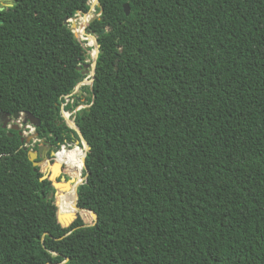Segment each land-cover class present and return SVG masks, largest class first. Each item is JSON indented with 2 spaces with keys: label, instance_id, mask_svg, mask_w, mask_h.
<instances>
[{
  "label": "trees",
  "instance_id": "obj_1",
  "mask_svg": "<svg viewBox=\"0 0 264 264\" xmlns=\"http://www.w3.org/2000/svg\"><path fill=\"white\" fill-rule=\"evenodd\" d=\"M99 1L75 114L90 145L78 204L98 221L74 230L79 169L51 189L3 123L22 112L39 138L80 140L62 104L91 48L67 20L90 0L0 11V264H264V0Z\"/></svg>",
  "mask_w": 264,
  "mask_h": 264
},
{
  "label": "water",
  "instance_id": "obj_2",
  "mask_svg": "<svg viewBox=\"0 0 264 264\" xmlns=\"http://www.w3.org/2000/svg\"><path fill=\"white\" fill-rule=\"evenodd\" d=\"M15 0H7V2L5 0H0V11L1 10H4L6 8H9L11 6H13L15 4ZM90 3V2H89ZM91 8H92V4H90ZM97 6L99 8L102 7V4L100 2H97ZM123 9H124V12L129 15L130 14V5L128 2L124 3L123 5ZM91 10V9H90ZM86 14V13H85ZM98 16H91V18L87 21V22H92L93 20H95ZM69 22V20H67ZM87 22L83 25L84 27V30H83V33H85L89 38H94L95 39V49L97 50V53L93 56V62L92 63H88L86 62L84 65L80 66L78 69H82V74H81V77H79L77 79L78 81V84L76 86V90L79 88L80 86V83H81V78L84 77L86 74H90L91 76V84H93V81H94V78H95V73H96V65H97V58H98V55H99V52H100V45L98 43V39L95 35H92L90 33H87L85 32L86 31V27H87ZM105 30H102L101 33H104ZM79 91H82V90H79ZM24 113L22 112H16L13 116H11L9 113H7V118L4 120V123H3V127H7L9 122L11 121V117H13V119L15 121H18L19 118L23 115ZM29 119H30V122L34 125H37L38 124V119L33 117L32 115L29 114ZM75 124H76V128L75 130L77 131L78 135L83 138V140L85 141L86 145H87V152H86V155H85V172L86 174L84 175V177L81 179V181L77 184L76 186V192H77V204L79 202V193H78V187L83 184L84 180L87 179L88 177V174H89V171H88V167L86 165V157H87V153H88V150L90 149V145L88 143V141L85 139L80 127L77 125V122L74 121ZM9 128H13L15 130H18L20 135H22V141L25 142L24 144V149H28L30 147V143H32V140L33 139V136H30V137H27L25 138L23 136V132L20 131V125L18 123H13L11 124L10 126H8ZM36 135H38V133H36ZM38 151H34L32 149L29 150V157L31 159V161H33V164H34V171H35V175L38 177V173H41V171L43 170V167L45 166V163L46 162H38L36 161L37 157H38ZM54 205V204H53ZM78 208L80 209V212L83 214V218L85 219V223H81L80 225L76 226V227H73V230L78 228V227H83V226H88V225H93L94 223H96L98 221V214L96 211L92 210V209H88V208H84V207H81L79 206V204L77 205ZM57 218H58V221L62 224L63 227H72L74 224H75V219H65L66 216H63L60 214V212H57ZM94 221V222H93ZM93 222V223H92ZM66 223V225L64 224Z\"/></svg>",
  "mask_w": 264,
  "mask_h": 264
},
{
  "label": "rangeland",
  "instance_id": "obj_3",
  "mask_svg": "<svg viewBox=\"0 0 264 264\" xmlns=\"http://www.w3.org/2000/svg\"><path fill=\"white\" fill-rule=\"evenodd\" d=\"M92 1L93 0H90V4H92V8H91V10L89 12H87L86 14L78 13V15L76 17H74L69 22L70 26L74 30L77 38L79 40L83 41V42L86 41L85 46L88 47V48H91L88 51V58H87V61H86L88 63H92L93 62L94 54L92 52L96 50L95 49V39L94 38L90 39L85 33L82 32L84 30L83 29L84 28L83 25L85 24V22L83 20V17L85 15H87V14H90V17H89V19H90L91 16H98L99 13H100L97 10V8H99V7L97 5L94 6ZM85 32H87V31H85ZM90 40L92 42H94V43L91 44ZM90 85H91V76H90V74H86L81 79V83H80L79 88L75 91V93L78 92L79 94H77V96L73 97V103L71 101L73 106H71L70 110L67 111L69 113V115H70L71 123H72L73 120L75 121V114L77 113V111L80 110L83 107L88 106V98L91 96V94L86 89V86H90ZM82 88H84L85 92L79 91V90H83ZM29 117H30L29 114H26V113H24L19 118L18 121H15L13 119V117H11V121L9 122L8 126H10L13 123H18L20 125V131L23 132V136L25 138H27L28 136L29 137L33 136L34 140H32V143H30V142H28V143L30 144V148H32V150H34L35 146H40L43 143H46V141H51V139H52V131H51L49 139H41V138H39L38 135H36L35 125L30 122ZM73 131H76L75 128L73 129ZM34 151H38V150H34ZM85 151H86V148H85L84 144H83V146H81V144L79 143V144H75L67 152L68 155H73V156H75L77 154L79 155L78 161L75 162V164H76L75 167L78 168V169H80V167L83 168V170H82L83 171L82 172V178L85 175V168H84V162H83V160H84L83 155L85 154ZM36 160L39 162L38 159H36ZM51 175H52V171L49 170L47 172L46 176L52 177Z\"/></svg>",
  "mask_w": 264,
  "mask_h": 264
},
{
  "label": "flooded vegetation",
  "instance_id": "obj_4",
  "mask_svg": "<svg viewBox=\"0 0 264 264\" xmlns=\"http://www.w3.org/2000/svg\"><path fill=\"white\" fill-rule=\"evenodd\" d=\"M77 142L78 140L72 144V141L68 139H66L65 142H61L58 137H54L51 139V141H46V143H43L40 146H35L34 150H39L37 157L39 162H46L42 170V180H48V184L50 185L51 189H58V186L66 188L68 186V181H71L75 170V165L72 166L70 164L72 170H70L68 165H66V162H68L67 152L71 147L77 144ZM49 170L52 171V177L46 176ZM79 182V177H77V179L72 184V189ZM57 193H59V190ZM52 195L53 194L51 193L50 197H52Z\"/></svg>",
  "mask_w": 264,
  "mask_h": 264
},
{
  "label": "bare ground",
  "instance_id": "obj_5",
  "mask_svg": "<svg viewBox=\"0 0 264 264\" xmlns=\"http://www.w3.org/2000/svg\"><path fill=\"white\" fill-rule=\"evenodd\" d=\"M96 1V4H97V2H100L99 0H95ZM101 3V2H100ZM94 6H96V5H94ZM88 16L90 15V14H87ZM87 15H85V16H87ZM85 18L83 17V20H84ZM88 21V20H87ZM87 21H85V23L87 22ZM84 29V28H83ZM82 29V30H83ZM91 39V38H90ZM93 39V38H92ZM97 53V50L95 51V54ZM63 118H64V120L66 121V123L72 128V129H74V128H76V124H75V122H74V120L72 121V123H71V118H70V115H69V113L67 112V111H65V110H63ZM81 140H82V138H80V140H78V142H77V144H79L80 142H81ZM85 153H86V151H85ZM75 155V154H74ZM85 155L86 154H84L83 155V157H84V160H83V162L85 161ZM78 157H79V155L77 154V155H75V156H73V155H68L67 154V160H68V162L72 165V166H74V165H76L75 164V162H77L78 161ZM83 170V168L82 167H80V169H79V181H81V179H82V171Z\"/></svg>",
  "mask_w": 264,
  "mask_h": 264
},
{
  "label": "built area",
  "instance_id": "obj_6",
  "mask_svg": "<svg viewBox=\"0 0 264 264\" xmlns=\"http://www.w3.org/2000/svg\"><path fill=\"white\" fill-rule=\"evenodd\" d=\"M72 19H73V18L68 19L69 22H70ZM82 32H83V31H82ZM71 101H72V103H73V95H72V94H71V95H66V96H65V102L62 104V111H63V110L68 111V110L65 109V105L68 104V103H71Z\"/></svg>",
  "mask_w": 264,
  "mask_h": 264
},
{
  "label": "crops",
  "instance_id": "obj_7",
  "mask_svg": "<svg viewBox=\"0 0 264 264\" xmlns=\"http://www.w3.org/2000/svg\"><path fill=\"white\" fill-rule=\"evenodd\" d=\"M7 2V0H5Z\"/></svg>",
  "mask_w": 264,
  "mask_h": 264
}]
</instances>
